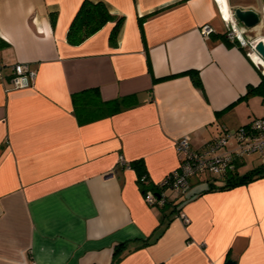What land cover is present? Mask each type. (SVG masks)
I'll use <instances>...</instances> for the list:
<instances>
[{
	"label": "crops",
	"instance_id": "crops-1",
	"mask_svg": "<svg viewBox=\"0 0 264 264\" xmlns=\"http://www.w3.org/2000/svg\"><path fill=\"white\" fill-rule=\"evenodd\" d=\"M84 1L0 0V62L37 72L23 91L0 82V264H264V177H194L186 195L166 192V212L130 167L159 184L180 166L178 140L201 151L264 118L262 95L243 98L264 61L225 35L234 9L263 15L264 0H90L113 19L70 41ZM94 88L137 104L80 124L72 97Z\"/></svg>",
	"mask_w": 264,
	"mask_h": 264
},
{
	"label": "built area",
	"instance_id": "built-area-1",
	"mask_svg": "<svg viewBox=\"0 0 264 264\" xmlns=\"http://www.w3.org/2000/svg\"><path fill=\"white\" fill-rule=\"evenodd\" d=\"M264 20V14L262 15ZM227 38L230 42L238 43L244 50H251L264 61V58L257 52L256 45L263 43L264 37L258 44L253 45L251 37L246 33L252 32L244 25L239 23L232 13L226 18ZM203 36L214 33V29L206 25L201 29ZM27 63H18L6 65L0 62V82L8 78L12 86V90H22L32 87L37 78V72L34 71ZM256 66L264 75V63L257 62ZM233 138L236 147L224 153H220V149L226 147V143ZM190 137H184L177 141L176 149L180 158V166L174 172H171L158 186L164 190L160 197L157 198L154 192L147 191L145 200L150 206L160 207L167 202L166 192L172 191L179 196H184L191 190V180L194 177L206 176L212 180L226 179L230 173L236 171L238 164L244 163L246 157L258 155L260 165L264 166V118H257L251 124L243 126L236 130L235 133H227L225 136L215 139L208 143L206 148L201 151H195L191 147ZM123 157H120V164L125 165ZM145 178L141 182L145 183ZM183 223L189 225L191 220L180 212L178 215Z\"/></svg>",
	"mask_w": 264,
	"mask_h": 264
},
{
	"label": "trees",
	"instance_id": "trees-1",
	"mask_svg": "<svg viewBox=\"0 0 264 264\" xmlns=\"http://www.w3.org/2000/svg\"><path fill=\"white\" fill-rule=\"evenodd\" d=\"M81 5L82 6L71 24V28H69V39L74 42H81L84 39L91 37L113 19V15H110L103 4L85 0ZM142 21L143 20L141 19V24ZM119 26L120 23L117 24V26L115 25L110 40L114 39L118 34L120 30ZM261 79L262 81H260V85L257 87H250L247 90V93L244 94L245 96L243 98H248L252 94H260L264 97V75H262ZM199 83V79H195V84L200 85ZM135 98V95H131L121 97L120 99L117 98L112 101H104L102 100L100 90L94 88L74 94L72 102L75 111L74 114L78 117L79 123L85 125L113 116L122 110L135 106L137 104V99ZM239 166H241V164L236 166L237 169L235 172L230 173L226 179H222L224 185L221 186V189H233L235 187L245 186L256 179L258 180L259 178L264 177V166L258 165L257 168L252 169L245 174H240L238 172ZM130 167L135 168L139 174L141 173L138 184L144 186L147 185L146 188L142 189L143 194L146 195L147 191H152L157 198H159L164 190H162L158 184L151 185L148 183V177L145 174V171H142L143 162L136 161L130 164ZM142 178H145L147 181L145 183L141 182ZM212 186L214 187V185ZM170 205L172 204L166 202L161 207L167 212V206ZM177 211H179L178 207L174 206L172 212L168 214L173 215L175 212L177 213Z\"/></svg>",
	"mask_w": 264,
	"mask_h": 264
},
{
	"label": "water",
	"instance_id": "water-1",
	"mask_svg": "<svg viewBox=\"0 0 264 264\" xmlns=\"http://www.w3.org/2000/svg\"><path fill=\"white\" fill-rule=\"evenodd\" d=\"M234 15L239 23L250 30L258 27L262 22L261 12H257L256 10L236 8L234 9ZM256 46L257 52L264 58V45L259 43ZM224 264H235V262L229 260Z\"/></svg>",
	"mask_w": 264,
	"mask_h": 264
},
{
	"label": "rangeland",
	"instance_id": "rangeland-1",
	"mask_svg": "<svg viewBox=\"0 0 264 264\" xmlns=\"http://www.w3.org/2000/svg\"><path fill=\"white\" fill-rule=\"evenodd\" d=\"M259 30H260V28H257L255 30H252V32L246 33L247 35H249L251 37L252 41H254L253 45L258 44L261 41V38L264 37V25L261 27V31H259ZM246 52L254 55V52H252L251 50L247 49ZM261 110L264 111V106H262ZM231 146H233L232 142H231ZM246 162H247V164L245 165V167H247L246 169H248V170L255 168L258 165H260V159H259L258 155H252V156L246 157Z\"/></svg>",
	"mask_w": 264,
	"mask_h": 264
},
{
	"label": "bare ground",
	"instance_id": "bare-ground-1",
	"mask_svg": "<svg viewBox=\"0 0 264 264\" xmlns=\"http://www.w3.org/2000/svg\"><path fill=\"white\" fill-rule=\"evenodd\" d=\"M260 25H261V24H260ZM260 25H259L258 27H256V28H254V29L260 28V27H261ZM254 29H252V30H254ZM261 43H262V42H261ZM262 44H263V43H262ZM256 48H257V47H256ZM256 50H257V49H256Z\"/></svg>",
	"mask_w": 264,
	"mask_h": 264
}]
</instances>
